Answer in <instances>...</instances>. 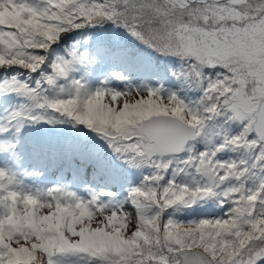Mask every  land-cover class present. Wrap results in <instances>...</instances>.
Returning <instances> with one entry per match:
<instances>
[{
    "label": "snow or ice",
    "instance_id": "6c2138e0",
    "mask_svg": "<svg viewBox=\"0 0 264 264\" xmlns=\"http://www.w3.org/2000/svg\"><path fill=\"white\" fill-rule=\"evenodd\" d=\"M107 21L177 58L179 78L202 95L186 103L162 88L89 92L72 80L73 95L49 98L44 84L54 87L86 62L76 51L54 62L52 73L35 87L13 77L6 87L28 101L7 118L17 131L24 121L56 122L50 113L58 114L96 132L129 163L153 171L129 191L133 215L122 207L108 210L95 194L84 200L59 188L22 192L0 169V264H61L71 256L99 264H259L264 260V0H0L5 61L0 69L36 72L45 62L36 50L47 52L67 32ZM233 124L239 131H232ZM7 131L0 125V133ZM190 142L203 143L204 150ZM9 147L0 142V148ZM225 151L240 157L218 159ZM169 169L172 178L161 184ZM178 176L184 179L177 182ZM208 198L229 204L228 212L187 223L164 219L169 208ZM130 215L136 220L131 233Z\"/></svg>",
    "mask_w": 264,
    "mask_h": 264
},
{
    "label": "trees",
    "instance_id": "16d2710c",
    "mask_svg": "<svg viewBox=\"0 0 264 264\" xmlns=\"http://www.w3.org/2000/svg\"><path fill=\"white\" fill-rule=\"evenodd\" d=\"M29 2L39 3V0H29ZM95 2L102 3L103 0H95ZM73 51L83 53L87 57L86 62L70 73L67 79L57 81L54 87L49 88L44 84V94L49 98L67 99L73 95L75 90L71 86L72 80L80 81L89 92H94L101 87L127 91L137 84L142 85L140 87L148 84L147 86L151 88H162L165 94L175 93L186 103H194L202 95L197 86L179 78L181 62L177 58L155 51L132 36L124 27L107 21L98 25H85L80 29L67 32L58 42L50 45L47 52L36 50L39 55L45 57L44 64L37 72L17 66L0 69V111L10 107L6 111L11 114L19 110L22 104L28 103L26 98L6 87L13 77L16 79L24 77V81L29 86L35 87L36 81H43L45 75L48 74L45 70L53 64V58L55 61L68 59ZM4 62V56L0 55V63ZM117 74L120 76V82L111 80L112 76ZM61 86L64 88L63 93L59 91ZM50 115L56 118V122L24 121L23 133L19 136L15 135L16 124L12 126L6 123L4 125L8 131L2 136L9 142L11 141L10 144L20 164L48 167L58 179L68 175L64 178L66 181L81 183V180H85L94 189L100 185L106 186L107 195L116 192L117 194L127 193L123 200L126 198L129 200V191L141 186L143 177L152 173L153 170L149 167L136 166L122 157L126 166L131 167V174L127 175L123 170H116L104 156H98L87 150L79 151L78 145L81 142L100 140L106 150L117 154L104 138L88 127L69 121L58 114L50 113ZM232 131L237 132L239 128L233 124ZM68 135L73 139L71 140ZM43 136L51 138L47 146L39 142ZM14 137L16 138L15 146L12 144ZM53 141L56 142L55 146L52 145ZM190 143H195L197 151L204 150L203 143ZM239 157L240 153L228 151L218 154V159L221 160L239 159ZM249 163L252 161L249 160ZM169 174L170 170L160 182L161 184L172 178V174ZM137 179H140L138 185L132 186L131 180ZM176 179L180 182L184 177L178 176ZM247 186L255 187L252 180H248ZM229 208L230 205L227 203H218L214 198H208L197 202L192 207L174 206L167 209L164 214H167V218L171 216L178 222L187 223L200 219L221 218ZM61 264H99V262L87 256H71L64 258ZM259 264H264V260H261Z\"/></svg>",
    "mask_w": 264,
    "mask_h": 264
},
{
    "label": "rangeland",
    "instance_id": "374dc122",
    "mask_svg": "<svg viewBox=\"0 0 264 264\" xmlns=\"http://www.w3.org/2000/svg\"><path fill=\"white\" fill-rule=\"evenodd\" d=\"M52 61H53V63L56 62V61H55V58H53ZM37 71H38V70H37ZM37 71H36V72H37ZM45 71L48 73L47 75H49V74L52 72V70H51V66H49L48 69L45 70ZM34 74H35V73H34ZM34 74H33V75H34ZM47 75H45V77H46ZM18 80L25 82V81H24V80H25L24 77H23V78H18ZM143 85H144V84H143ZM147 85H148V84L144 85L143 87H148ZM140 86H142V85H138V84H137L135 87H131V88H134V89H135V88H141ZM7 108H10V107H6L5 110H2V109H1V111H0V115H1V118H0V125H2V126H4V125L7 123V118H8V116L10 115V113H8V112L6 111ZM3 111H4V112H3ZM10 125H12V126L15 125V122H13V123L10 124ZM22 128H23V126H20L19 131H16V133H15L16 136H19L20 134L23 133V132H22ZM68 136H69V138H71V140L73 139L72 136H70V135H68ZM13 140H14V141H12V144L15 146V144H16L15 140H16V138L14 137ZM39 140H40V139H39ZM10 142H11V141H10ZM200 151H202V150H200ZM180 155H181V157H183V156L186 155V153H181ZM222 160H223V159H222ZM227 160H228V159H227ZM0 168L3 169L4 171H6L9 175H12V176L14 177V179L21 181L20 184H23V185H26V186L30 185V188H27L25 191H22V192H27V193H30V194H33V195H38V194H43V193L47 192L49 189H53V186H50V187H46L44 190H42L41 188H39L38 186H36V184L34 183L35 181H29V179L24 178V177H23L21 174H19V173L17 172V170L14 169V168L9 164V162H7V161H6V163H4V162L0 163ZM169 170H170V174H169V175H171V174H172V171H171V169H169ZM30 178H31V177H30ZM169 179H170V178H169ZM139 180H140V179H137V180H131V183H130V184H131L132 186H137ZM18 188L21 190L20 187H18ZM58 188L61 189V190H62L63 192H65V193L68 192V191H69V192H70V191L73 192V190H74V193H75L78 197H80V198H82V199H84V200H88V199H90L89 195L87 196L86 192H85L80 186L78 187V186H73V185H71V184H61V185L58 186ZM88 188H89V187H88ZM90 190H91V192H92L93 194H95V195H97V196L99 197V201H100L102 204H104V205L107 207L108 210H112V209H115V208H118V207H122L124 211L129 212V213H132L133 215L135 214V210H134V208L132 207V205H131V203L129 202V200H127V198L123 200V198H125V196H126L127 193H123V194L118 193V194H117V192H116V193H113L112 195H107V196L101 197V195H99V194L97 193V190H96V189H94V188H90ZM120 195H121V196H120ZM166 216H167V214H164V219H165V220L168 219ZM176 221H177V220H176ZM135 229H136V220H135L134 217H132V216L130 215V216H129V221H128V224H127V231H128L129 233H131V232H133Z\"/></svg>",
    "mask_w": 264,
    "mask_h": 264
}]
</instances>
